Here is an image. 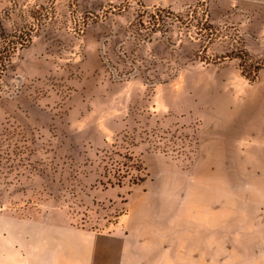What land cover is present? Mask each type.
<instances>
[{"label":"rangeland","instance_id":"374dc122","mask_svg":"<svg viewBox=\"0 0 264 264\" xmlns=\"http://www.w3.org/2000/svg\"><path fill=\"white\" fill-rule=\"evenodd\" d=\"M0 24L27 43L0 91L1 213L95 232L205 214L215 264H264V183L199 155L228 102L264 100V0H0Z\"/></svg>","mask_w":264,"mask_h":264},{"label":"crops","instance_id":"0c3cea01","mask_svg":"<svg viewBox=\"0 0 264 264\" xmlns=\"http://www.w3.org/2000/svg\"><path fill=\"white\" fill-rule=\"evenodd\" d=\"M224 109L223 121L204 124L199 155L221 157L224 173L248 172L264 183V100L230 101ZM23 220L0 212V264H215L216 252L226 251L216 250L213 219L205 214L176 213L174 228L109 232L33 227ZM200 220L206 229L196 227Z\"/></svg>","mask_w":264,"mask_h":264},{"label":"trees","instance_id":"16d2710c","mask_svg":"<svg viewBox=\"0 0 264 264\" xmlns=\"http://www.w3.org/2000/svg\"><path fill=\"white\" fill-rule=\"evenodd\" d=\"M145 14L140 12L136 18V23L138 25H142V21L144 19ZM152 18H154V28H158L161 24H164V19L161 18V15L157 12V14H151ZM157 16V17H156ZM0 31L4 33V28L0 24ZM15 37V36H14ZM27 43H21L19 44L17 38H12L11 40H6L4 41V44L0 46V91L2 87V81H3V76L5 72L8 69V66L12 60V57L14 53L17 51L19 46H26Z\"/></svg>","mask_w":264,"mask_h":264}]
</instances>
